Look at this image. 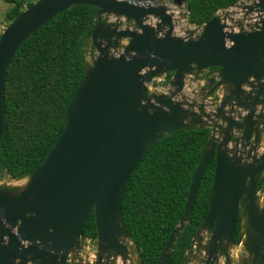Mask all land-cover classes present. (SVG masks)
Returning <instances> with one entry per match:
<instances>
[{
  "label": "water",
  "instance_id": "obj_1",
  "mask_svg": "<svg viewBox=\"0 0 264 264\" xmlns=\"http://www.w3.org/2000/svg\"><path fill=\"white\" fill-rule=\"evenodd\" d=\"M155 1L37 0L2 31L0 140L7 69L20 44L71 6L97 7L89 39L98 56L85 64L60 135L18 193L0 189V264H65L68 255L79 252L90 213L98 259L115 252L116 259L126 261V242L135 245L124 225L121 199L132 173L171 132L204 127L210 135L191 177L183 216L156 264H165L189 222L212 159L207 213L180 264L191 251L193 264H264V194H256L264 182V0L253 4V21L239 30L227 28L215 13L192 39L171 34L173 15L164 0ZM106 15L125 18L136 29L106 26ZM161 28L167 29L162 36ZM122 37L129 39L122 52L111 55L108 49ZM210 68L215 71L200 88L205 100L216 93L210 112L204 103H185L157 89L150 92L147 85L172 72L169 85L180 91L188 76L196 79Z\"/></svg>",
  "mask_w": 264,
  "mask_h": 264
},
{
  "label": "trees",
  "instance_id": "obj_2",
  "mask_svg": "<svg viewBox=\"0 0 264 264\" xmlns=\"http://www.w3.org/2000/svg\"><path fill=\"white\" fill-rule=\"evenodd\" d=\"M12 4L8 23L31 0ZM238 0H187L188 20L208 21ZM97 7L78 4L54 16L24 40L7 69L5 131L0 140V180L31 175L60 135L65 109L83 76V45L97 18ZM212 70L214 68H211ZM171 73L165 75L169 80ZM210 128L179 129L153 145L132 173L121 199L125 228L142 264H156L172 229L183 216L193 172ZM214 171L212 159L203 175L189 222L176 237L165 264H180L205 217ZM237 218L234 234L239 230ZM84 236L96 237L90 213Z\"/></svg>",
  "mask_w": 264,
  "mask_h": 264
},
{
  "label": "rangeland",
  "instance_id": "obj_3",
  "mask_svg": "<svg viewBox=\"0 0 264 264\" xmlns=\"http://www.w3.org/2000/svg\"><path fill=\"white\" fill-rule=\"evenodd\" d=\"M36 2L37 0H31ZM258 0H240L236 4L229 6L225 9H220L216 13L220 15V17L225 22L227 28L232 29L234 31L239 30L245 23H249V21H253V13L250 9L253 8V4ZM163 2L162 0H156L155 4H160ZM165 4L169 8V12L173 15V29L171 30V34L176 38L182 39H192L197 36L199 33L201 25L192 24L188 20V10L186 8L187 0L182 1L180 5L173 4L168 0H164ZM12 4L6 2L5 0H0V35L4 28L8 25V19L6 13L11 8ZM27 6H24L25 9ZM22 9V10H23ZM107 19L104 20L103 16L101 21L104 20L106 26L117 27V28H135V25L131 22L126 20L122 17H117L114 15H106ZM108 24V25H107ZM136 29V28H135ZM166 28L159 29V34L162 36L166 33ZM128 38L122 37L118 40V43L115 47H111L108 49L111 55H117L118 53L122 52L123 47L128 42ZM83 55L84 61L86 65H91L94 60L97 58L98 53L95 47L92 45L91 40L88 39L87 42L83 45ZM195 67V66H193ZM215 68L212 70L211 68L208 70H203V74L201 77H197L196 79L192 78V76H188L185 82V87L180 91H176L172 86L169 85V81L173 75L172 72L170 79L166 80V74H160L153 78L149 83H147L150 92L157 89V91L166 93L167 95H173V98L176 100L183 101L185 103L196 102L204 103L208 112L212 111L211 100L215 94H212L211 98L205 100V94L200 93V88L203 85H206V79L209 77ZM194 91H198L197 93L193 94ZM29 175L22 176L15 179H8L4 178L0 180V189L8 190L12 194L18 193L24 185L28 181ZM89 237L87 239L82 240L83 248L80 251L81 254H85L87 257V253L93 259V255L95 254V247L90 245L92 242L89 241ZM207 237L205 238V240ZM90 243V244H89ZM127 245L129 246V253L127 260L124 261L121 257L116 259V264H139V257L135 251L134 246L128 240ZM92 246V247H91ZM194 251V247H193ZM79 253V252H78ZM79 255V254H78ZM78 259H82V257H78ZM191 259V258H190Z\"/></svg>",
  "mask_w": 264,
  "mask_h": 264
},
{
  "label": "flooded vegetation",
  "instance_id": "obj_4",
  "mask_svg": "<svg viewBox=\"0 0 264 264\" xmlns=\"http://www.w3.org/2000/svg\"><path fill=\"white\" fill-rule=\"evenodd\" d=\"M168 1L172 2V0H168ZM256 194L260 197H262L264 194V188L262 186H260L259 184H258L257 189H256ZM238 219H239V223H240V218L238 217ZM236 221H237V219H236ZM235 236H236V234H235ZM84 239H87V237H84ZM89 241L92 242L91 244L90 243L89 244L95 247V249H94L95 254L93 255V259L89 256L88 253H87V257H85V254L84 255L81 254L80 251L83 248V245L81 243L79 253H78L79 255L78 254L68 255L65 264H116L117 263L115 252H111L109 254H104L103 256L100 257V259H98L96 237H95V239H89ZM191 254H192V251L190 252V255L188 256V259L186 260L185 264H193L194 263L192 260ZM184 255H186V252L184 253ZM78 257H82V259H78ZM231 257H232V254H231ZM181 261H182V259H181ZM231 264H233V262H231Z\"/></svg>",
  "mask_w": 264,
  "mask_h": 264
},
{
  "label": "clouds",
  "instance_id": "obj_5",
  "mask_svg": "<svg viewBox=\"0 0 264 264\" xmlns=\"http://www.w3.org/2000/svg\"><path fill=\"white\" fill-rule=\"evenodd\" d=\"M259 185L262 186V187L264 188V182L261 181V182L259 183Z\"/></svg>",
  "mask_w": 264,
  "mask_h": 264
}]
</instances>
